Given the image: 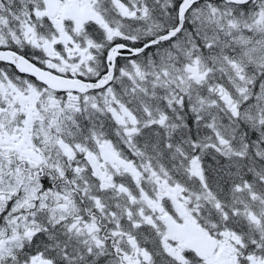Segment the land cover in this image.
<instances>
[{"label":"snow or ice","instance_id":"6c2138e0","mask_svg":"<svg viewBox=\"0 0 264 264\" xmlns=\"http://www.w3.org/2000/svg\"><path fill=\"white\" fill-rule=\"evenodd\" d=\"M0 264H264V0H0Z\"/></svg>","mask_w":264,"mask_h":264}]
</instances>
